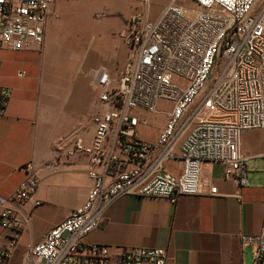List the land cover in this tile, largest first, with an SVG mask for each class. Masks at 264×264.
I'll use <instances>...</instances> for the list:
<instances>
[{
  "label": "built area",
  "instance_id": "2783aa9c",
  "mask_svg": "<svg viewBox=\"0 0 264 264\" xmlns=\"http://www.w3.org/2000/svg\"><path fill=\"white\" fill-rule=\"evenodd\" d=\"M150 1L136 0L144 12L127 20L129 53L116 84L102 68L90 72L100 88L93 135L84 143L74 130L65 151L66 157L86 156L101 171H88L92 184L83 204L27 247L25 264H169L160 248L127 249L113 261L106 246L85 244L83 237L121 195L169 202L205 195L207 164H222L225 178L247 184L248 158L239 138L244 130L264 132V4L251 15L259 0H190L196 8L169 0L150 20ZM55 2L0 0V48L41 49ZM10 99L11 91L0 87V116ZM158 102L170 110L157 140L148 142L136 135L134 111L156 112ZM171 159L181 161L178 176L164 171ZM22 170V181L0 197V227L11 232L0 242V264L10 257L28 220L22 206L38 186L32 162ZM240 242L251 247V264H264V208L259 232L241 235Z\"/></svg>",
  "mask_w": 264,
  "mask_h": 264
},
{
  "label": "crops",
  "instance_id": "0c3cea01",
  "mask_svg": "<svg viewBox=\"0 0 264 264\" xmlns=\"http://www.w3.org/2000/svg\"><path fill=\"white\" fill-rule=\"evenodd\" d=\"M49 19L50 16L41 49L0 48V87L11 91L6 112L0 116V197H8L22 181L26 162H32L38 179L35 194L22 206L28 220L20 229L6 264H25L27 247L38 243L85 201L92 184L88 171L100 172L101 166L90 164L82 154L66 157L65 146L57 151V141L74 130L79 131L84 143L91 140L94 125L92 121L89 124L88 117L98 110L100 88L90 72L102 68L111 85H115L125 63V48L112 63L85 56L81 75L75 80L76 94L71 95L70 118L61 125L64 128L48 135L43 115L47 111V84L49 102L56 105L57 101V79L51 74L57 65L45 57V42L55 25L54 19ZM116 71L118 75L112 79L111 74ZM19 72L24 75L19 77ZM156 108V112L134 111L139 119L136 135L148 142L157 140L170 104L158 102ZM145 121L151 126L147 135ZM239 148L248 158L245 186L225 178L222 164H207L202 170L205 195H181L174 202L154 196L121 195L107 206L98 226L83 237V242L106 246L113 261L127 249L160 248L169 264H251V247L242 246L240 236L255 235L261 226L264 132L242 131ZM181 169L179 159L164 164V171L174 176ZM34 200L39 204L34 205ZM10 236L9 230L0 227V242H7Z\"/></svg>",
  "mask_w": 264,
  "mask_h": 264
},
{
  "label": "rangeland",
  "instance_id": "374dc122",
  "mask_svg": "<svg viewBox=\"0 0 264 264\" xmlns=\"http://www.w3.org/2000/svg\"><path fill=\"white\" fill-rule=\"evenodd\" d=\"M168 2L151 0L149 19H155ZM176 4L196 8L190 0H177ZM263 4L264 0H259L251 15ZM144 9L136 0H58L57 8L54 4L50 19H54L55 25L45 42V57L47 62L57 65L51 70L52 77L54 74L57 79V101L56 105L49 102L47 84V111H43V115L48 135L52 136L55 131L64 128L61 125L70 118L71 95L77 91L75 80L81 75L83 58L91 55L95 59L112 63L121 48H125L126 60L129 53L127 20L134 14L143 13ZM221 67V64L216 67L215 75ZM118 74L117 71L111 74L112 79ZM75 102L76 98L74 106ZM95 113L96 109L89 115V124ZM143 126L146 127L145 134H149L151 126L146 121ZM66 133L57 141L58 152L62 150L61 145L65 146V151L70 147L71 131Z\"/></svg>",
  "mask_w": 264,
  "mask_h": 264
}]
</instances>
